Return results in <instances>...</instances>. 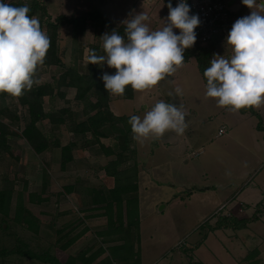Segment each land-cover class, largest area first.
Instances as JSON below:
<instances>
[{"label": "rangeland", "instance_id": "374dc122", "mask_svg": "<svg viewBox=\"0 0 264 264\" xmlns=\"http://www.w3.org/2000/svg\"><path fill=\"white\" fill-rule=\"evenodd\" d=\"M40 1L53 18L60 14L79 16L98 8L115 26L129 19L131 14L147 12L150 20L146 23L153 30L163 27L169 14L166 0ZM261 3L264 0L258 2ZM240 6L241 0H234L231 7L238 12ZM251 11L245 6L235 21ZM59 30V53L66 64H75L85 72L89 65L87 56L93 46H99L98 53L104 54L101 36L109 33L107 23L102 26L89 22L84 31H76L72 24L65 23ZM173 31L180 32L179 29ZM214 54L225 58L231 56L232 49L226 39L219 41ZM62 68L54 64L48 66L43 79H48L51 73H59ZM112 69L106 64L99 68L102 72L115 74ZM206 84L197 60L192 56L183 67L150 90H134L133 97L110 93V107L118 115L134 113L143 118L160 100L177 107L182 105L186 113V127L182 134L170 130L158 139L143 143L132 137L131 146L136 152L128 162L120 165L124 167L136 162L138 166L140 241L136 248L139 257L142 253L143 264H264V220H251L241 228L221 226L213 229L218 222L225 223L224 216L251 218L255 212L256 205L248 210L241 200L255 202L262 197L264 131L257 128V115L218 106L215 98L206 96ZM176 87L183 90V95L175 94ZM75 90L69 88L67 98L71 99L70 105L76 110L74 119L82 120L86 114L83 104L74 99ZM170 91L172 96L168 95ZM11 99L18 103L14 96L7 98ZM66 103L63 98L52 100L45 96L46 109ZM257 109L262 113L264 123V105ZM5 120L18 133L10 137L13 153L5 152L0 159V188L5 185L14 188L9 213L0 212V264H51L23 254V251L49 253L55 244H59L54 240L55 231L60 228L63 230L58 234H68L61 242L77 236L68 249L69 253H96L103 247L104 251L91 264H122L125 260L110 259L109 246L120 241H102L99 232L108 224L105 203L94 200L99 199V192L108 193L114 186V176L107 174L105 165L116 155H107L98 141L87 143L80 139L72 149L73 159L62 167L60 147L37 154L19 134L23 121ZM40 124L47 132L59 136L62 144L75 137L69 130V121L55 129L47 120ZM221 127L225 131L219 134ZM86 138H91L90 132ZM102 142L117 148L118 139L112 134L101 137ZM20 191L26 206L37 217V231L15 218ZM30 191L47 195L49 200L32 202L28 199ZM130 194L124 193L123 197ZM59 201V206L63 205L65 209L56 214L53 207ZM250 252H254L253 256L247 259ZM77 263L85 264L82 255Z\"/></svg>", "mask_w": 264, "mask_h": 264}, {"label": "clouds", "instance_id": "9594fccd", "mask_svg": "<svg viewBox=\"0 0 264 264\" xmlns=\"http://www.w3.org/2000/svg\"><path fill=\"white\" fill-rule=\"evenodd\" d=\"M242 3L252 11L237 19L228 33L226 43L231 46V56L214 54L203 73L206 96L232 111L264 105V3ZM167 6L169 14L163 27L153 30L146 23L150 20L147 12L134 13L123 21L124 35L113 30L101 36L104 54L89 50V64L116 69L115 74L103 72L99 77L107 92L122 96L127 86L144 92L183 67L184 51L195 44V29L201 22L198 15H190L185 0L176 7L170 2ZM30 11L27 3L16 7L0 0V93L14 97L39 84L37 69L51 47L50 37L42 30L38 17L28 15ZM173 29H179V34ZM174 91L183 95L180 87ZM185 115L182 105L160 100L143 118L133 115L128 122L133 139L143 143L170 130L182 134Z\"/></svg>", "mask_w": 264, "mask_h": 264}, {"label": "trees", "instance_id": "16d2710c", "mask_svg": "<svg viewBox=\"0 0 264 264\" xmlns=\"http://www.w3.org/2000/svg\"><path fill=\"white\" fill-rule=\"evenodd\" d=\"M261 1L262 0H258V2ZM5 2L16 7L23 6L27 3L31 9L28 15L38 17L42 30L50 37L51 47L47 52L43 65L37 69L36 78L40 81L38 85L34 84L30 91H25L24 95L14 97L17 99L18 103L12 99L7 100L11 95L0 93V159L5 152L13 153L10 137L13 136L14 133H18L11 129L10 123L7 122L5 118L23 121V124H20L21 129L19 134L27 140L37 154H41L53 147H60L62 167H65L66 163L73 159L72 149L77 145L78 140L84 139L87 143H93L95 141L100 142L101 147L105 149L107 155L114 154L116 157L105 165L107 174L114 176V186L108 193L104 191L99 192L101 193L99 199H94L95 201H102L105 203V214L108 219L107 228L101 230L99 233L104 236H112L111 238H104V241H120L109 246L111 254L110 259L112 257L113 259L118 258L120 260H126L123 264H139V250L136 248V245L140 241V215L137 195L139 186L138 166L137 163L134 162L132 165L120 167L124 162H128L136 152L135 148L131 146L133 133L131 125L128 122L130 117L135 114H115L110 107V93L105 89L103 81L99 79L103 73L99 70L100 66L89 64L88 70L83 72L80 71L75 64H66L59 53L58 44L60 35L59 28L65 23L72 24L76 31H84L89 22H95V24L97 23V25L102 26L107 23V30L109 33L116 30L120 35H124V24L122 23L115 26L108 19L106 14L98 8L90 9L79 16L60 14L53 18L47 6L40 0H31L30 2L24 0H12L7 2L5 0ZM169 2L172 7H176L173 0H166L167 5ZM242 4L241 0V8H238V12L234 11V9L231 12L230 28H232L235 22L236 15L239 13L242 14L245 8V6L242 7ZM241 14L239 16H241ZM219 41V39L214 40L205 45L195 43L191 48L185 49V62L194 56L203 74L204 70L210 67V61L213 58L215 46ZM93 50L99 54V46H93ZM52 64L63 67L62 71L59 73H51L49 74V78L44 80L43 74L47 71L46 68ZM112 70L116 71L114 68ZM204 79L207 83L206 77H204ZM69 88L76 89L74 99L78 103L83 104L86 117L82 120L74 119L76 110L70 105L71 99L67 98V91ZM47 95L50 96L52 100L56 97L63 98L65 103L67 102L68 104L66 103L62 106H53L46 109L45 96ZM124 96H134V90L131 86L126 87ZM240 110L242 112H251L257 115L259 118L257 128L264 131L263 115L257 108L248 107ZM45 120L48 121V124L54 125V129L57 125L69 121V130L74 132V139L62 144L59 136H55L52 132L44 130L40 123ZM88 132L91 133V138H86ZM112 134L118 139V143L116 144L117 148L109 145L106 146L103 142L101 143V137ZM128 192L129 194L132 192V194L124 198L123 194ZM13 195L14 188L12 185H5L0 188V212L4 214L9 213ZM28 199L32 202L41 203L49 199V196L38 194L36 191H30ZM256 206L255 212L251 218H239L235 215L224 216L225 225L218 222L217 225L213 226V229L221 226H234L236 228L247 226L249 221L258 220L264 214V200L257 202ZM15 218L17 221L25 223L29 228L37 231V217L33 214L31 209L26 206L23 192L21 191L17 195ZM76 238L77 236L68 238L66 241L60 243V247L66 249ZM103 251L104 249L102 247L98 252L86 258L87 262L91 261L98 253ZM23 252V254L45 260L51 264H76L78 259V255L71 254L63 261L57 255L50 252L43 255L30 251ZM253 253L254 252H250L246 258L251 259Z\"/></svg>", "mask_w": 264, "mask_h": 264}, {"label": "built area", "instance_id": "2783aa9c", "mask_svg": "<svg viewBox=\"0 0 264 264\" xmlns=\"http://www.w3.org/2000/svg\"><path fill=\"white\" fill-rule=\"evenodd\" d=\"M174 4L180 0H173ZM190 7V15H198L200 25L195 29L196 42L200 45L208 44L214 40L226 39L230 32V20L233 5L229 0H185ZM225 131L219 129V134Z\"/></svg>", "mask_w": 264, "mask_h": 264}, {"label": "crops", "instance_id": "0c3cea01", "mask_svg": "<svg viewBox=\"0 0 264 264\" xmlns=\"http://www.w3.org/2000/svg\"><path fill=\"white\" fill-rule=\"evenodd\" d=\"M137 13V12H136ZM150 14V13H149ZM152 17V16H151ZM189 61V60H188ZM188 61H186V62H188ZM262 197L260 198V199H258L257 201H252V202H250V201H246V200H241L242 201V203H243V205H244V207L246 208V209H251V208H253V206L254 205H256L257 204V202H259L260 200H262V198L264 197V189H262ZM238 195H235V197H237ZM49 199H47L46 201H48ZM45 201V202H46ZM44 202V201H43ZM60 202L61 201H59V202H56L55 204H54V207L53 208H56V214H60V213H62L61 211L63 210V209H65V207L63 206V205H61V206H59L60 205ZM42 203V202H41ZM224 204V202L221 204V205H223ZM220 205V206H221ZM259 221H263L264 220V217L263 216H261V218H259L258 219ZM63 229H58L57 231H55V233H57V234H55V236H56V239L54 240V242H56V241H58V245L57 244H55V246H54V249H52V250H50V253H52L53 254V252H55V255H57L61 260H66L67 259V257L71 254V253H69V247L75 242H73L70 246H68L66 249H63V248H61L60 247V243H61V241H62V237L64 236V235H68V234H65L66 232H64V234H58V231H62ZM50 231H51V229H50ZM99 234V233H98ZM52 235H54L53 233H52ZM101 236H102V241L104 242V238H110V235L108 236H104V235H102V234H100ZM112 237V236H111ZM87 250H89V248L87 249ZM73 253V252H72ZM78 253V255L80 256V255H82V260H84V262H85V264H89L91 261H93V260H95L96 258H97V256L99 257L100 255V253H98L97 255H96V257H94L91 261H89V262H87V259L86 258H89L91 255H92V253H94V252H77ZM76 253V254H77ZM89 253H91L90 255H89ZM76 254H71V255H76ZM102 254V253H101ZM110 255V254H109ZM78 256V257H79ZM111 256V255H110ZM111 259L114 261V259L111 257ZM120 261H122V260H120ZM126 261V260H125ZM141 261H142V264H143V259H142V253H140V262H139V264H141ZM76 264H78L77 263V261H76ZM91 264V263H90ZM122 264H123V261H122ZM150 264H153V263H150Z\"/></svg>", "mask_w": 264, "mask_h": 264}, {"label": "water", "instance_id": "95a60500", "mask_svg": "<svg viewBox=\"0 0 264 264\" xmlns=\"http://www.w3.org/2000/svg\"><path fill=\"white\" fill-rule=\"evenodd\" d=\"M234 0H229V4H232ZM201 188V187H199ZM206 188H209V186H207ZM192 188H190L189 190H191Z\"/></svg>", "mask_w": 264, "mask_h": 264}]
</instances>
